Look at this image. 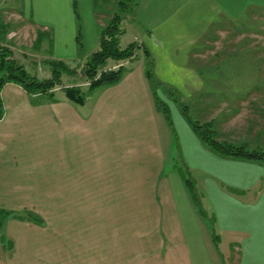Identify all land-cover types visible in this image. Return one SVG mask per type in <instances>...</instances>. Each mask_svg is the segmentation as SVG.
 <instances>
[{
    "label": "crops",
    "instance_id": "obj_1",
    "mask_svg": "<svg viewBox=\"0 0 264 264\" xmlns=\"http://www.w3.org/2000/svg\"><path fill=\"white\" fill-rule=\"evenodd\" d=\"M98 2L36 0L22 15L48 35L53 60L75 66L118 12L114 0L105 10ZM128 17L130 43L150 51L159 87L190 100L200 92L190 107L199 114L203 92L236 86L200 83L191 60L228 40L234 24L264 20V0H136ZM137 59L118 62L122 79L82 104L63 90L3 85L0 264H264V162L212 151L176 106L172 121L171 105L157 106L145 55ZM234 98L219 100L217 116L233 115L225 105ZM184 172L198 175L197 199Z\"/></svg>",
    "mask_w": 264,
    "mask_h": 264
},
{
    "label": "rangeland",
    "instance_id": "obj_2",
    "mask_svg": "<svg viewBox=\"0 0 264 264\" xmlns=\"http://www.w3.org/2000/svg\"><path fill=\"white\" fill-rule=\"evenodd\" d=\"M110 1L112 0H99L98 6L100 10H105L104 6ZM114 1V12L120 11L119 2L122 0ZM126 1L131 8L130 10L135 8L136 0ZM35 3L36 0H0V48L10 49L11 57L9 58L22 65L30 75L40 80H46L52 77L51 61H53L50 56L49 42H47L48 35H43L35 25L25 21L22 15L26 6L35 5ZM124 16L120 21V26L124 30L120 38L122 47H126L132 40L130 39L132 29L129 28V17L128 15ZM254 18L255 20L250 19L249 21L242 22V24H234V33H230V36L228 33L224 34L228 36V40L223 38L222 41L224 40V42L213 44L208 52L200 56L201 58L197 57L198 59L195 58L190 62L193 64L192 67L196 72H198V69L202 72V75H199L200 77L198 78L200 83H205L206 85H229L233 87L235 85V92H203L210 98L205 100V110L199 114H195L193 109L190 108L192 105L191 101H195L201 94L200 92L193 94L194 96L190 100L188 96H183L182 93L174 90L173 87H171L173 89L171 91L169 86L159 87L162 84L159 86L151 84L154 95H156L158 108L161 107L160 104L164 101L171 105L170 119L172 121L177 122L174 106L178 107L181 112L182 110L184 111L185 107V111L193 120L199 121L202 124L204 122H213V130H216V133L219 132L217 139L228 140L236 144L246 143L249 148L264 149V20L257 17ZM110 21L111 19L107 22L109 23ZM43 41L45 44L42 43ZM145 49H140L138 46L134 57L128 61L136 60V56L138 57L137 60L140 61L142 55H145ZM218 51L220 52L219 54H217ZM86 61L72 66V63L67 64L65 61L59 60L58 62H62L68 65L69 68L74 69L76 74L72 75L64 72L61 77L62 83L56 85L55 89L64 91L65 87L76 85L87 90L89 81L83 73ZM137 63L136 61L135 64ZM125 64L127 65L128 62ZM120 66L122 65L119 63L114 65L113 62H110L108 68L117 69ZM247 88H249V91H245ZM252 88L255 91L251 90ZM231 89L234 90V88ZM212 95H216L218 99L211 98L213 97ZM226 95H231L232 97L236 95L240 98L239 101L237 98H234V100H230L231 102L225 105L234 110L233 115L230 114L231 118L226 113H223L221 116H217L216 114L217 108H220L219 100L223 99ZM221 107H223L224 112L227 111L223 104ZM215 118L220 119V122L223 120L230 121L220 124L219 120L214 121ZM168 119H164V126L167 124L171 139L175 143L172 123ZM208 119L211 121H206ZM192 174L189 173L188 178L195 182L198 175L196 173Z\"/></svg>",
    "mask_w": 264,
    "mask_h": 264
},
{
    "label": "trees",
    "instance_id": "obj_3",
    "mask_svg": "<svg viewBox=\"0 0 264 264\" xmlns=\"http://www.w3.org/2000/svg\"><path fill=\"white\" fill-rule=\"evenodd\" d=\"M120 11H118L111 21L100 31V46L97 51L92 53L87 59L83 67V73L89 81V87L87 90L82 89L80 86L65 87L64 91L67 98L75 103L82 104L87 97L93 93L96 89L104 86H109L119 82L127 69L122 65L117 69L108 68L110 62L120 63L132 59L138 48L135 42L130 43L126 47H122L120 44V38L124 30L120 26L121 18L124 15L132 13L130 6L126 0L119 2ZM76 8V5H75ZM128 9V10H127ZM76 12L79 13L76 8ZM82 25L79 26L78 33V45L81 50L82 47ZM10 49L0 48V119L4 116V104L1 97V89L7 82H15L22 85L26 90L31 93H48L54 90L56 85L62 83V74L68 73L75 75L76 71L58 61H51L52 64V77L46 80H40L35 76L30 75L22 65L16 63L11 57ZM146 55V75L152 85H160L161 83L155 78L153 74L154 60L148 49H145ZM159 102V100H157ZM184 114L188 117V120L192 124L195 132L202 139V141L214 152L224 156L233 158H242L247 160L264 162V149L249 148L246 143L236 144L228 140H219V132L213 130V122H204L193 120L185 111ZM186 182L190 186V192L197 196L196 190L193 185V181L188 178V174L184 172ZM197 199V197H196ZM2 224V218L0 215V226Z\"/></svg>",
    "mask_w": 264,
    "mask_h": 264
}]
</instances>
